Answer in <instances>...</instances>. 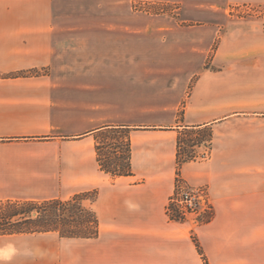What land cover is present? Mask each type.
Listing matches in <instances>:
<instances>
[{
  "label": "crops",
  "instance_id": "0c3cea01",
  "mask_svg": "<svg viewBox=\"0 0 264 264\" xmlns=\"http://www.w3.org/2000/svg\"><path fill=\"white\" fill-rule=\"evenodd\" d=\"M53 36V0H0V199L97 191L89 202L100 234L21 238L22 263L264 264V69L259 90L198 75L182 119L135 131L132 173L112 176L100 167L97 135L119 125L79 129L84 116L60 107L56 80L8 76L48 65ZM193 128L212 131L211 152L178 172L180 135ZM178 176L209 187L208 222L172 218ZM4 253L1 264H16Z\"/></svg>",
  "mask_w": 264,
  "mask_h": 264
},
{
  "label": "rangeland",
  "instance_id": "374dc122",
  "mask_svg": "<svg viewBox=\"0 0 264 264\" xmlns=\"http://www.w3.org/2000/svg\"><path fill=\"white\" fill-rule=\"evenodd\" d=\"M53 20L52 61L8 76L45 75L56 80L60 107H75L84 116L78 118L79 129L119 125L97 135L102 162L119 161L128 151V139L133 157L135 131L182 119L200 74L214 72L222 81L238 82L242 91L251 84L259 90L264 0H53ZM180 138L183 157L190 153L199 159L211 152L209 131H184ZM95 195V191L88 194V206ZM7 200L12 199L0 203ZM213 213L214 209L198 225L208 222ZM170 214L182 222L191 219ZM46 233L60 236L53 231L0 235L1 256L8 248L16 264L26 263L21 257L26 256L22 250L28 242H20L21 238Z\"/></svg>",
  "mask_w": 264,
  "mask_h": 264
},
{
  "label": "trees",
  "instance_id": "16d2710c",
  "mask_svg": "<svg viewBox=\"0 0 264 264\" xmlns=\"http://www.w3.org/2000/svg\"><path fill=\"white\" fill-rule=\"evenodd\" d=\"M119 129V128H116ZM124 129V128H122ZM209 131V139H212V131L208 128L188 129L186 133H201ZM118 132V130L116 131ZM178 164L192 160L195 155H181L182 142L179 138ZM127 153L119 156V161L111 163L100 157L101 145H97L98 160L101 169L112 176H122L132 173L131 141L128 139ZM191 152V151H189ZM90 191L82 192L71 198L25 199L7 200L0 203V235L12 234H37L44 232H58L61 237L93 238L100 234L99 219L96 212L85 202ZM96 195L90 200H94Z\"/></svg>",
  "mask_w": 264,
  "mask_h": 264
},
{
  "label": "built area",
  "instance_id": "2783aa9c",
  "mask_svg": "<svg viewBox=\"0 0 264 264\" xmlns=\"http://www.w3.org/2000/svg\"><path fill=\"white\" fill-rule=\"evenodd\" d=\"M213 203L207 185H191L179 176L176 190L170 198L169 210L183 220H193L198 225L212 214Z\"/></svg>",
  "mask_w": 264,
  "mask_h": 264
}]
</instances>
